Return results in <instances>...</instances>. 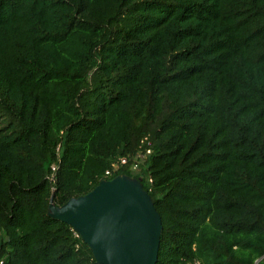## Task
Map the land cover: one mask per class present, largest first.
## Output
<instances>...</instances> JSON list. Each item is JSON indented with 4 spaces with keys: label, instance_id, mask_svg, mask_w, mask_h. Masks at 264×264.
Here are the masks:
<instances>
[{
    "label": "trees",
    "instance_id": "obj_1",
    "mask_svg": "<svg viewBox=\"0 0 264 264\" xmlns=\"http://www.w3.org/2000/svg\"><path fill=\"white\" fill-rule=\"evenodd\" d=\"M120 175L157 264H264V0H0V264H98L50 200Z\"/></svg>",
    "mask_w": 264,
    "mask_h": 264
},
{
    "label": "water",
    "instance_id": "obj_2",
    "mask_svg": "<svg viewBox=\"0 0 264 264\" xmlns=\"http://www.w3.org/2000/svg\"><path fill=\"white\" fill-rule=\"evenodd\" d=\"M52 217L70 225L91 248L98 264H157L162 217L142 179L120 175L58 207Z\"/></svg>",
    "mask_w": 264,
    "mask_h": 264
},
{
    "label": "built area",
    "instance_id": "obj_3",
    "mask_svg": "<svg viewBox=\"0 0 264 264\" xmlns=\"http://www.w3.org/2000/svg\"><path fill=\"white\" fill-rule=\"evenodd\" d=\"M151 154H152V149L147 148L146 151H139L133 156L123 157L112 165V168L106 172V176H112L114 172L119 171L121 168L125 166H129L132 171H138L140 169V166L146 162L148 156H150ZM52 169L53 171H55L56 167L53 166ZM185 264H203V263L199 260H195V261L187 262Z\"/></svg>",
    "mask_w": 264,
    "mask_h": 264
}]
</instances>
